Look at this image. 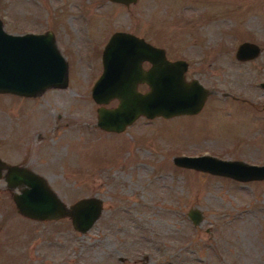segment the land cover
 Masks as SVG:
<instances>
[{"label":"rangeland","instance_id":"1","mask_svg":"<svg viewBox=\"0 0 264 264\" xmlns=\"http://www.w3.org/2000/svg\"><path fill=\"white\" fill-rule=\"evenodd\" d=\"M0 19L11 33L50 30L68 73L65 88L0 92V264H264V178L173 161L209 154L264 164V0H0ZM116 30L185 60V79L209 90L202 110L139 116L121 132L97 126L91 88ZM243 41L260 53L237 59ZM15 164L40 174L67 207L99 198L92 227L22 215L18 187L3 177Z\"/></svg>","mask_w":264,"mask_h":264},{"label":"water","instance_id":"2","mask_svg":"<svg viewBox=\"0 0 264 264\" xmlns=\"http://www.w3.org/2000/svg\"><path fill=\"white\" fill-rule=\"evenodd\" d=\"M129 4L136 0H111ZM258 44L243 41L235 57L255 58ZM150 66L144 68L142 63ZM102 72L94 81L91 97L98 103L96 124L101 129L121 132L139 116L152 119L178 114H195L204 104L209 91L197 79L186 80L187 62L169 60L163 48L155 46L131 32L116 30L110 34L101 52ZM145 83L147 89H138ZM68 85L67 62L58 49L53 33H11L0 19V92L34 96L48 87ZM264 87V82L261 83ZM116 99L113 106L106 104ZM173 161L191 167L232 177L240 181L263 179L264 164L230 160L209 154L179 155ZM3 161L0 159V177ZM9 187H18L13 201L18 211L37 220L70 216L73 227L84 233L100 215L102 202L97 197L80 198L70 206L50 188L37 172L22 165L7 166L3 175ZM188 217L196 224L201 218L197 209H189Z\"/></svg>","mask_w":264,"mask_h":264},{"label":"flooded vegetation","instance_id":"3","mask_svg":"<svg viewBox=\"0 0 264 264\" xmlns=\"http://www.w3.org/2000/svg\"><path fill=\"white\" fill-rule=\"evenodd\" d=\"M142 66L146 69V68H148L149 66H150V63L148 62V61H144L143 63H142ZM187 67H188V65H187ZM187 70V69H186ZM185 73H186V71H185ZM185 73H184V76H185ZM196 79V78H195ZM263 81H261L260 82V86H261V83H262ZM140 85H143V86H147L145 83H140L139 85H138V89L140 90V88H139V86ZM262 87V86H261ZM145 88V87H144ZM264 88V87H263ZM207 90H208V88H206ZM144 90V89H143ZM209 91V90H208ZM207 96H208V94H207ZM207 98V97H206ZM205 101H206V99H205ZM205 101H204V103H205ZM203 106H204V104H203ZM203 106H202V108H203ZM202 108H201V110H202ZM198 113V112H197ZM8 186V185H7Z\"/></svg>","mask_w":264,"mask_h":264}]
</instances>
